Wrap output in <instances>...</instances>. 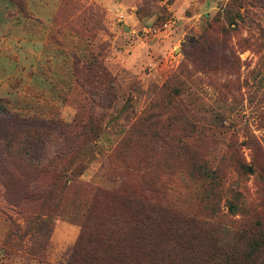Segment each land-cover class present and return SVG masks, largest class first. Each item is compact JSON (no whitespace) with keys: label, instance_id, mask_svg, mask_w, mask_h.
Segmentation results:
<instances>
[{"label":"rangeland","instance_id":"1","mask_svg":"<svg viewBox=\"0 0 264 264\" xmlns=\"http://www.w3.org/2000/svg\"><path fill=\"white\" fill-rule=\"evenodd\" d=\"M227 2L0 0V264H66L90 213L111 219L102 190L264 231V1H245L226 57L186 56Z\"/></svg>","mask_w":264,"mask_h":264},{"label":"trees","instance_id":"2","mask_svg":"<svg viewBox=\"0 0 264 264\" xmlns=\"http://www.w3.org/2000/svg\"><path fill=\"white\" fill-rule=\"evenodd\" d=\"M245 1L229 0L204 32L190 40L186 56L196 52L200 59L210 54L226 57L225 33L236 24L235 17L244 18L241 10ZM180 105L185 106V102L180 100ZM183 109L186 111V107ZM9 115L6 121L10 124L28 130L38 128L32 119ZM47 126L57 130L54 122L40 127L45 130ZM197 170L210 183L223 180L219 167H211L207 160H202ZM238 194L233 191V195ZM97 197L111 199V219L101 224L90 213L66 264H264V231L258 221L235 220L234 224L223 225L200 211L180 209L163 195L131 187L102 190ZM227 208L232 214L242 210L232 201Z\"/></svg>","mask_w":264,"mask_h":264}]
</instances>
